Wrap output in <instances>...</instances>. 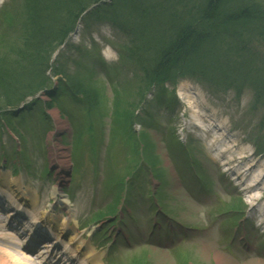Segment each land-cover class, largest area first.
I'll return each mask as SVG.
<instances>
[{"label": "rangeland", "instance_id": "rangeland-1", "mask_svg": "<svg viewBox=\"0 0 264 264\" xmlns=\"http://www.w3.org/2000/svg\"><path fill=\"white\" fill-rule=\"evenodd\" d=\"M256 2L264 5V0H243L242 5L252 3L255 6ZM5 5L7 6L4 7ZM22 10H24V0H0V33H3L4 29L5 34L10 33L9 29L15 27V22L6 17V13L18 12L21 17H24ZM88 23L91 25H87L82 19L76 37L73 36L75 38L59 50L54 62L61 71L69 73L72 77L66 81L70 85L67 86L70 91L76 90V87L71 85L75 82L96 91L98 101L96 105L105 118L97 120L92 126L86 124L80 107L75 104L70 95L62 91H60V97H57L58 100L50 102L53 105L51 107L46 105L45 108L47 115L54 121V128H48L43 115L35 110L36 104L30 106L26 112V124L23 127L28 128L25 130V137L29 154L28 165L31 166V171L25 168L17 171L16 177H20L23 181L22 189L27 193V197H19L16 205L20 203L21 207L32 208L29 202L32 195L27 190V187H30L39 197L44 208L51 209L50 213H60L63 210L68 214L70 226L77 227L80 236L83 231L80 230L78 221L90 222L91 213H95L100 207L103 208L112 197L115 206L129 208L133 212L139 209L140 215L135 223L142 233L140 237L135 236V238L140 240L148 238L154 232V224L146 226L143 220L145 205L148 206L149 199L155 204L156 209L172 216L176 225L188 229V232H184L185 229H179L177 226L170 229L161 227L158 234L151 238L150 247H147L149 253H146V256H149V264H217L215 258L217 252L224 257L222 264H264V237H260L258 228L264 221V217L259 215V218L257 216L255 220L250 219L257 211L250 210L251 206L248 205L250 194L242 188L240 183L247 175L244 174L242 179H237L235 171H227V167L223 166L217 158L212 159L215 156L212 150L215 146L212 143H208L207 139H196L195 136L186 132L185 115L189 111L181 93L185 91V88L199 93L195 95L196 100H199L202 107L207 106L206 110L224 126H220L219 131L222 133L220 138L227 137L229 141H236L237 150L249 156L245 160L251 158L252 153L255 154V158L248 161L249 164L255 161L258 165L264 164V107L257 110L251 108L254 101L250 89H246L245 93L237 97L233 90L224 91L222 88L216 90L192 79H178L176 87L169 82L168 87L164 89L157 86L147 91L145 102L135 109L137 116L133 126L139 130L138 132L132 129V120L129 122L115 120L114 123L108 124L113 119V112L139 102L137 91L143 92L145 88L144 82L141 83L144 74L139 69L140 64L127 58L132 53L130 48L133 46L134 49V44L132 45L128 38L105 24V26H94L91 22ZM29 27L31 29L34 25H26L27 32L8 34L5 43L0 44V68L3 75L1 79L6 82L9 90H12L11 99L31 91L38 83V78L41 82L42 79L45 80V76L41 77L40 73L45 68L44 63L49 61L54 52V45H49L47 52L39 56L40 60L30 63L28 57L30 60L32 57L36 59L35 52H39L42 48L41 44L45 42L38 40L39 36H35L36 31H30ZM30 35L32 43L29 42ZM166 37L168 38V34ZM166 37L164 35L163 40H166ZM137 43L142 47L139 40ZM253 44L255 47L252 49L261 52V45L257 42ZM143 49L135 50L134 55L138 59H140L139 56L145 57L142 60L152 59L155 52L158 54L161 51L156 44L153 45L152 52ZM38 70L40 73L37 72ZM10 73L14 77L19 75L20 78H12L9 76ZM63 77H66L65 74ZM13 79H19V81L13 84ZM59 82L55 80V83ZM8 88L4 89L7 91ZM1 90L2 88L0 93ZM174 91L175 94H173ZM80 94L83 93L80 92ZM3 104L4 102L0 99V107L4 108ZM65 109L74 115L82 114L78 120L70 118L74 131L71 142L73 159L80 166L79 171H75L71 199L62 191L71 182L70 172L74 166L71 164L70 154L68 156L70 165H65L63 168H60L52 155L53 145L55 147L61 145L66 150L70 149L71 129L58 128L53 116V112L58 110L61 118L68 120L64 116ZM14 139L19 147L20 140L18 137ZM9 142L10 139L5 137L1 142L0 150H8L11 146ZM183 146H186L185 150ZM46 166L52 170L49 174L44 173ZM172 166L175 167L177 176L183 183L194 177L196 182L204 185L203 180L207 177L212 179L209 182L207 179L209 187L206 189L199 186L198 190L183 186L175 174H173L175 177L172 176V172L174 173L173 169L171 170ZM0 171L11 170L9 166L0 164ZM261 171L264 173V170ZM133 173H136L133 181L128 182V178ZM93 176L97 178L98 188L92 185ZM145 177L146 183L142 180ZM153 179L158 181V186L156 182L153 184L154 188L158 187L156 190L151 187ZM55 187L61 191L63 199H70L67 203L56 202L57 198H54L53 194ZM16 188L17 186L13 185V189ZM132 190L133 196L130 194ZM2 191L5 197L16 199L11 190L2 188ZM104 197L107 200H104ZM241 199L247 205L245 211L248 217L242 220L240 226L239 222L233 224L234 226L228 223L226 225L228 228H224V218L228 216L241 218L243 213L235 210L227 211L223 208L233 206ZM260 204L261 208H264V203ZM259 207L260 205L256 206V209ZM2 212L0 211V214L5 216L6 221L9 214L6 213L7 211ZM69 212L76 218L72 216L71 219ZM153 219L156 224L162 222L158 214H155ZM2 224H5L1 228L3 234L7 233L9 229L7 222L3 221ZM97 225L91 223L89 229ZM71 229L67 230L65 235L60 234L56 252L64 246L72 250L76 249L78 240L75 243L70 239L74 232ZM114 230L116 229L111 232ZM87 231L79 241H83V245L90 243L96 247V241L87 237ZM182 233H187L186 242ZM26 236L23 235V240ZM242 236L247 237L248 243L246 239L240 241ZM232 238L233 245H228L226 241ZM3 240L11 239L4 237ZM168 244H170L169 247ZM96 251L103 254V261L106 247H96ZM75 254L78 261L71 263L72 260H70V264H79L80 261L83 264H91L78 250ZM3 255L0 252V259ZM48 258L50 255L47 256ZM36 259L42 261L40 258ZM123 263L128 262L118 264ZM106 264H116L112 253L106 259Z\"/></svg>", "mask_w": 264, "mask_h": 264}, {"label": "trees", "instance_id": "trees-1", "mask_svg": "<svg viewBox=\"0 0 264 264\" xmlns=\"http://www.w3.org/2000/svg\"><path fill=\"white\" fill-rule=\"evenodd\" d=\"M97 1L24 0L26 10L24 17H21L18 12H7L6 17L13 22L19 19L24 32L28 31L26 25H34V31L37 32L39 26L40 32L46 33L41 24L51 25L53 37L60 44L67 32L73 28L78 15ZM116 1L110 6L104 5L96 10L101 14L104 11L106 13L104 18H108L124 29L126 27L123 24H131L132 34L140 42L142 39V47L136 44L140 49L144 48L143 50L148 52L152 50L148 42L151 40V32L162 29L174 32L173 40L169 39V42L159 44L160 58H153L156 63H153L151 67H144L150 82L162 81L170 77L167 74L175 69L181 71L183 75L209 80L216 85L234 88L238 92L245 87H251L264 95V58H260L257 52L250 49L254 43L252 39L256 41L261 38L260 43L264 42V5L257 7L246 5V7L238 8L235 7L238 2L231 0H202V3L196 0ZM116 8L120 9L119 12H123L122 9H124L128 19H124L119 12L110 14ZM73 17V20L70 19ZM232 41H234L236 53H225L227 48H231L227 44ZM256 42L258 43L259 40ZM40 51L45 53L47 49L36 52L37 58L32 57V60H40L39 56L43 54ZM28 58L30 61V57ZM258 60L259 64H257ZM1 72L2 69H0V85L2 86H0V89L2 88L0 99L6 104L17 101L19 96L11 99L12 90H9L6 82L2 80ZM9 76L20 78L19 75L12 76V73ZM17 81L19 79H13V84ZM74 87L91 102L98 104L94 89L81 84ZM260 100L261 97L257 98V102Z\"/></svg>", "mask_w": 264, "mask_h": 264}, {"label": "bare ground", "instance_id": "bare-ground-1", "mask_svg": "<svg viewBox=\"0 0 264 264\" xmlns=\"http://www.w3.org/2000/svg\"><path fill=\"white\" fill-rule=\"evenodd\" d=\"M185 91H182V95H183V99L184 101H187L189 104V108L192 111V120L195 122H199L203 127H204V131L205 132H210L212 133L213 138H211V140L213 139V141H211L212 143L214 142L217 145L216 148V153H219V158H221V160L226 163V165L231 166L229 169L235 168V172L237 173V179H242L243 175L246 174L247 177L245 179H243L241 183L242 186H244L245 190L248 193H253L256 194L254 196H251V200H256V204H260V203H264V183H263V179L262 178V174L263 172L261 170H264V164H260L258 165V163L256 162L254 164V162L252 164H249L248 161L252 160V156L251 158L245 160V158L248 156L245 155L243 152H239L235 147L237 145L236 141H229L227 140V137H221L219 138V135H222L219 132V125L220 123H215V122H211L209 120H203L202 116L204 115L205 111H203V107H201L199 100H196L195 95H198V93H194L192 92L190 89L185 88ZM56 120L58 122H60L59 118H58V111H54L53 112ZM213 120V119H212ZM214 123V124H213ZM235 148V149H234ZM243 157V158H242ZM242 158V160H241ZM239 162L238 165L236 167H234L233 163ZM4 173H0V182L2 179V175ZM4 180L2 179L3 183ZM12 182H16V185L21 188V183L19 180H13V181H8L7 185H11V190H13L12 188ZM17 187V189H18ZM13 192H15V194L17 192H21V190L19 191H15L13 190ZM17 195V194H16ZM62 201V200H60ZM37 204V199L33 198L32 199V205L36 206ZM252 207H255V205H253ZM259 215L264 217V208H261V204H260V208H259ZM59 217H61L63 219V215L61 214ZM54 220L58 219L56 217L53 218ZM56 225V223H54ZM262 233L264 234V221L262 222ZM9 235H11L12 237H16L15 234L13 232H9ZM81 245V244H80ZM52 246L51 243H47L45 245V247H50ZM19 251L21 252V248L19 247V245L16 244V249H10V247H7V250H0V252L2 254H4L1 257V261L0 264H33L31 263V258H33V255H31L30 252H26L24 250V252H22L23 254L19 253ZM26 252V253H25ZM92 251H88L86 250L85 253H91ZM91 258L92 264H100V256L96 255V254H92L89 255V257H87V259ZM215 258L217 259V264H222L224 261V257L220 252H217L215 255Z\"/></svg>", "mask_w": 264, "mask_h": 264}]
</instances>
